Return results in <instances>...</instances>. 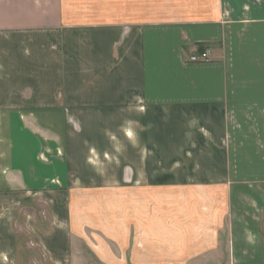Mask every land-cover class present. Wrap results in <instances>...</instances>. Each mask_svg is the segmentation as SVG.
<instances>
[{
	"label": "crops",
	"instance_id": "1",
	"mask_svg": "<svg viewBox=\"0 0 264 264\" xmlns=\"http://www.w3.org/2000/svg\"><path fill=\"white\" fill-rule=\"evenodd\" d=\"M30 201L49 264H264V0H0V264Z\"/></svg>",
	"mask_w": 264,
	"mask_h": 264
},
{
	"label": "rangeland",
	"instance_id": "2",
	"mask_svg": "<svg viewBox=\"0 0 264 264\" xmlns=\"http://www.w3.org/2000/svg\"><path fill=\"white\" fill-rule=\"evenodd\" d=\"M25 207H27L28 209H21L18 212L16 211L14 215V223H15L16 238H17L14 244L16 245V254H17L16 256L19 258L18 264H49L46 261V259L43 257V255H41V253L38 252L37 247L33 246L34 245L32 244L33 239L29 238L28 236H25L26 234L22 231L23 228L22 224L26 220V216H24V213L27 212L29 215H31V217H34L35 219L37 216L39 218H43L44 220L47 221V224L50 225V213H51L50 207H48L45 203L41 201L39 202L30 201L26 203ZM97 219L100 220V215L99 217H97ZM93 234L94 232L91 231H89V233L86 232V236H88L89 238H91ZM76 241L77 240L74 241V245ZM95 242L100 244L99 241H95ZM77 264H100V263L96 261L92 255L84 253V254H79Z\"/></svg>",
	"mask_w": 264,
	"mask_h": 264
},
{
	"label": "built area",
	"instance_id": "3",
	"mask_svg": "<svg viewBox=\"0 0 264 264\" xmlns=\"http://www.w3.org/2000/svg\"><path fill=\"white\" fill-rule=\"evenodd\" d=\"M188 63H207L209 62V53L207 50H204L202 53H192L188 59Z\"/></svg>",
	"mask_w": 264,
	"mask_h": 264
},
{
	"label": "trees",
	"instance_id": "4",
	"mask_svg": "<svg viewBox=\"0 0 264 264\" xmlns=\"http://www.w3.org/2000/svg\"><path fill=\"white\" fill-rule=\"evenodd\" d=\"M204 46L203 45H198V47H197V49H196V52L195 53H198V54H200V53H202L203 51H204Z\"/></svg>",
	"mask_w": 264,
	"mask_h": 264
}]
</instances>
